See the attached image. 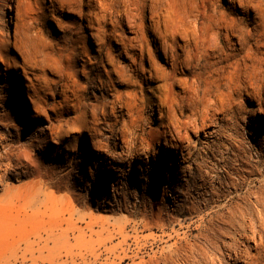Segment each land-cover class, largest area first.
<instances>
[{"label":"bare ground","instance_id":"6f19581e","mask_svg":"<svg viewBox=\"0 0 264 264\" xmlns=\"http://www.w3.org/2000/svg\"><path fill=\"white\" fill-rule=\"evenodd\" d=\"M88 1L92 8L94 0ZM124 2L132 3L131 0ZM11 3L12 0L10 5ZM150 3V24L139 25L140 31L133 33L132 39L122 44L120 52L128 54L129 47L137 49L134 54L136 57L133 55L128 65L129 71L141 79L142 75L140 77L138 73L140 71L144 77L147 72L151 76L152 68L148 71L143 69L145 55L140 41L149 30L155 35L153 41L159 42V45H155V51L162 50L172 71L183 66L196 69L193 83L185 92H189L188 98L193 106L189 109V114L184 113L183 109L186 107L182 102L166 107L157 105L159 115L164 113L167 120L160 119L157 131L142 130L143 136L139 137L138 121L130 117L124 123V115H128L136 106L135 100H109L102 94V103L94 101L88 107L85 105L84 94L78 95L74 82L69 80L60 91L64 97H70L68 93L71 94L76 107H67L75 112L76 118L83 120L88 116L95 120L96 111L100 107L106 112L111 107L114 114L119 103L121 137L116 136L114 143L112 153L116 156L108 155L109 159L117 162V166L113 167L112 162L105 169L101 166L104 186L107 187L109 181L113 193L110 196V191L99 189L97 194L111 205L109 208L101 207L102 211L120 212L125 217L100 221L91 219L81 227L78 224L84 221V217L74 219L76 211L73 207H58L60 199L46 193L45 190L50 187L61 190L60 185L55 186L53 183L60 164L66 159L58 142L65 140L71 128L66 122V127L59 126L55 132L49 125L39 135L22 127L24 116L31 114L32 110L37 111L39 105L35 100L31 101V106L28 105L22 96L24 105L19 106L13 98L14 81L19 87L23 84L18 76V68L16 74L12 70L17 62L10 52L12 43L2 33L4 23H0L2 196L19 202L25 215L30 213L29 217L50 210V231L53 236H67L70 232H78V237H84L88 232H91L89 238L96 235L97 239H90L87 244L98 249L99 257L105 254L108 264H264V150L255 147L256 141L250 145V150L256 151V161L261 162L263 167L258 170L247 169L250 164L243 161V156L234 149L237 147L233 137L236 128H231L230 120L226 119L231 116L238 123L241 120L242 106L252 102H256L257 110L264 115V0H228L229 13L222 9L217 0L212 3L203 1L200 13L205 26H197L196 20L193 25L190 22L191 25L184 24L182 29L170 32V37L167 34V19L154 10L153 0ZM237 4L241 8L240 17L233 16L240 14L235 13ZM9 10L13 11V7L9 6ZM251 11L254 12L253 16ZM4 13L6 14V10ZM132 15L128 14L127 18L136 25L137 15ZM9 17L15 22L16 18L11 15ZM92 17L91 21L97 19V15ZM161 25L165 27L164 32L160 30ZM5 27L8 32L7 23ZM177 34L184 38L182 45H179L184 51L183 55L176 52ZM221 37L227 40L231 52L227 49L225 51L220 42ZM215 49L217 59H212L211 52ZM239 54H243L240 59ZM227 67H232V71L225 77ZM24 76L27 80H32L27 73ZM53 92H56V87ZM104 92L108 94L107 91ZM245 95L248 97H244ZM176 106L180 108L182 118L187 117L190 121L183 122L182 118L175 115ZM80 112L81 117L78 116ZM245 113L252 115L248 110ZM116 125L106 121L104 129L113 133ZM189 126L201 129L204 132L203 138L198 134L195 135L196 139L190 138ZM84 127L88 129V126L84 125L82 128ZM253 127L260 136L255 140H264V128L258 125ZM229 131L233 132L230 134ZM26 132L31 134L32 141L24 139ZM88 133L95 152L104 153L109 144L95 138L92 131ZM48 139L58 145L48 143ZM226 142L230 147H226ZM116 148L120 151H116ZM226 149H232V160L244 168L242 172L238 168H230L226 163ZM81 150L82 153H88L85 142ZM217 151L220 154L215 153ZM162 152L169 166L162 158ZM252 155L249 154L250 159ZM247 176L254 177L258 185H251L243 195H237L242 190V181L248 179ZM25 179L27 181L22 182ZM8 181L18 183L11 185ZM86 185L90 187L89 180ZM93 197L89 198L87 204L92 199L95 201ZM65 215H69L68 218ZM29 217L23 220L26 221ZM96 227L98 230L94 231Z\"/></svg>","mask_w":264,"mask_h":264},{"label":"rangeland","instance_id":"374dc122","mask_svg":"<svg viewBox=\"0 0 264 264\" xmlns=\"http://www.w3.org/2000/svg\"><path fill=\"white\" fill-rule=\"evenodd\" d=\"M98 1L100 2L94 0V6L90 8L88 0L81 2L77 0H12L11 5L10 0H0V23H4L1 30L3 36L6 39L9 38L12 43L10 52L17 62L12 70L16 74V68H18L20 72L18 76L23 84L19 87L14 81L13 98L19 106L24 105L22 96L28 105H32V100H35V103L39 105L37 111L32 110L31 114L24 116L22 127L28 129L30 133L35 132L39 135H42L41 132L46 131L49 125L54 128L55 132L59 126L66 127V122H68L66 125L71 128V131L66 134L64 143L58 142L59 147L61 146L65 152L66 159L60 164L53 183L55 186L60 185L61 190L50 187L45 191L60 199L58 207L61 208L64 205L73 207L76 211L74 219L79 216L84 217V221L78 224L81 227H84L85 223L91 219L100 221L125 217L120 212L102 211L101 207L109 208L111 205L98 197L97 194L99 189L110 191V196L113 193L109 181L108 186H104L105 182L102 181L101 171L103 168L110 167L109 162H112L113 167L117 166V162L109 159L108 155L116 156L112 152L116 136L121 137L122 117L119 113V103H117L114 114L111 107L107 108V112L100 107L96 111L95 120L89 116L85 120L76 118L75 112L70 110L76 107V101L71 100L70 93H68L70 97L60 94L65 83L69 80L75 83L78 95L84 94L85 105L88 107H91V103L94 101L102 103V94L109 100L112 98L135 100L136 106L128 115H124V123L130 117L138 121V133L139 137H142V130L157 131L159 120H167L164 113L159 115L157 105L166 107L182 102L186 107L183 109L184 113L186 115L190 113L189 109H192L193 106L190 105L189 92H185L193 83V75L197 72L196 69L185 66L172 71L162 50L155 51V45H159V42L157 39V42L153 41L152 38L155 35L148 30L145 38H141L140 41L145 55L143 69L148 71L152 68L151 76L147 72L144 77L141 71L138 73L140 77L142 75V79L134 76L129 71L128 65L137 49L132 50L129 47L128 54H124L120 52L122 51L120 48L124 42L132 39L133 33L140 31L139 25L150 24V0H131L132 3L124 2V0ZM153 1L155 3L154 10L167 19L169 24L167 34L170 37V32L179 30L181 27L183 28L184 24H190V22L193 25L196 20L197 26H205V20L200 13L202 2L212 3L215 0ZM217 1L222 9H226V13H229L227 10L228 0ZM9 6L13 7V11L9 10ZM208 6L211 7V5ZM4 10H6V14ZM240 11L241 8L237 4L235 13L240 14H233V16L240 17ZM250 13L252 16L254 15L253 11ZM128 14H133L134 17L137 15L136 25H133V21L127 18ZM9 15L16 18L15 22L11 21ZM94 15H97V19L101 23L97 19L91 21ZM6 23L9 25L8 32L5 27ZM160 30L164 32L165 27L161 25ZM176 37V52L183 55L184 51L179 48V45H182L184 38L181 34H177ZM220 42L224 45L225 51L227 49L228 52H231L224 37H221ZM262 42L264 43V34ZM213 45L211 42V46ZM216 52L217 49L213 53L211 52L212 59H217L218 53ZM242 55L239 54L238 59ZM134 57L136 56L134 55ZM181 57L183 58V56ZM231 71L232 67H227L224 76H229ZM25 73L32 79L31 81L25 78ZM99 78L103 84L100 83ZM221 82L224 83V80ZM55 87L56 92H53ZM257 108L256 102L244 104L240 116L241 122L238 121V123H235L231 116L226 118L230 120V127L236 128L233 137L237 147L234 149H237L235 151L243 156V161H248L250 166L247 169L249 170H258L263 167L261 162L256 161V151L250 150V145L256 142L255 147L258 150L261 148L264 150V140L260 138L255 140L260 136L253 126L258 125L264 128V115ZM179 109L176 106L174 113L182 118ZM244 109L251 111L252 115L246 114ZM78 116L81 117V112ZM106 118L108 120H105ZM182 120L183 122L190 121L187 117H183ZM106 121L117 124L113 133L104 129ZM252 121L255 125L252 124ZM84 125L88 126V129L82 128ZM88 131H92L96 135L95 138L109 144L104 153L95 152ZM188 132L192 139H196V134L200 138L204 136L201 129H194L191 126L188 127ZM30 133L26 132L24 136L28 142L32 141ZM49 142L51 143L48 139ZM83 142L88 145V153L81 152ZM51 144L58 145L53 142ZM66 144L68 146H64ZM227 146L229 145L226 142ZM116 149V151H120L119 148ZM229 150L226 149V163L230 168H238L242 172L244 168L232 160L233 151ZM251 153L253 155L250 159L249 154ZM162 158L168 165L169 162L164 152H162ZM111 169L110 171H112ZM247 177L248 179L242 181V190L237 195H243L251 185H258V181H255L254 177ZM87 180L90 181V187L85 186ZM26 181L27 179L22 182ZM8 183L17 185L18 182L8 181ZM2 195L3 192L0 191V264H108L105 254L99 257L98 249L87 244L90 239L95 241L96 235L89 238L91 232L87 231L88 233L84 237H78V232L75 234L70 232L67 236H53L50 231L52 228L50 210L33 217H29L30 213L26 214L30 220L25 221L23 219L28 217L25 215L22 205L17 201L4 198ZM92 195L95 201L92 199L90 204H87ZM110 196L106 195V197ZM112 204L115 203L112 202ZM65 216L68 218L69 215ZM97 230L98 227L94 231Z\"/></svg>","mask_w":264,"mask_h":264}]
</instances>
